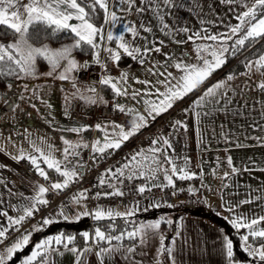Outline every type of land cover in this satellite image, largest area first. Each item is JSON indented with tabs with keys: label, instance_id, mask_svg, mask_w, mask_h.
Here are the masks:
<instances>
[{
	"label": "snow or ice",
	"instance_id": "1",
	"mask_svg": "<svg viewBox=\"0 0 264 264\" xmlns=\"http://www.w3.org/2000/svg\"><path fill=\"white\" fill-rule=\"evenodd\" d=\"M226 2H239L246 10L236 15L235 19L238 23L234 26L229 25L228 31L210 34L207 28H201L198 31H191L187 27L174 29L166 22V16L170 14V10L184 6L183 3H177V0H139V4L137 0H0V27L3 28V31H0V36L11 35L12 37L6 43L0 41V76H15L18 79L36 78L38 59H43L50 69L45 75L53 76L62 81L71 80L73 87L76 88V92L72 94L73 98L78 97L86 103L96 104L98 100L103 102V96L95 85H87L85 91L82 92L76 86L75 77L71 75L80 68L88 67L89 64V61L79 64L72 55L73 51H90L91 61L101 68L102 74L98 81L99 85L110 89L114 97H129L136 104L142 102L140 108L126 107L118 102L114 104L113 110L124 113L131 118V125L127 128L112 121L95 125L97 131L103 132V138L93 141L91 144L92 152L103 156L108 149L118 150L121 148L124 142L138 134L143 128L148 127L157 116L171 109L177 100L183 99L189 93L197 90L215 70L227 62L228 56H235L240 53L245 49L246 43L250 47L264 38V0H254L251 7H248V0H226ZM196 6H199L198 0H196ZM133 9L138 16L151 12L159 22L158 31L177 44L185 43L184 40L175 39V36L180 32L188 34L187 40L194 44L197 40L211 41L212 43L196 44V64L185 63L183 59L177 60L175 56L164 54L168 63L155 62L146 70L150 75L156 76L157 80L153 82L133 77L132 80L143 87L141 89L132 88L129 83V73L122 71L119 77L112 76L109 73L108 61L118 65L122 57L127 56L144 65L153 53H161L162 48L166 46L164 40H150L147 36H141V31L149 35L153 33V27L150 24H145L143 20L140 21L139 25L131 21L124 23L122 32L117 35L113 34L111 29L123 20V16L118 15V12L131 14ZM101 11L103 12V24L97 25L95 20ZM204 23L201 20V24ZM106 25L109 30L105 33ZM41 29L45 30V35L49 32L51 35L68 33L72 38V43L59 49H51L47 45L37 47L33 40L39 38ZM125 33L131 34L132 39H126ZM137 38L143 43L137 45L135 43ZM112 42L115 44L114 48L105 46ZM243 63L246 71L241 75L250 77L253 70L258 72L261 81L256 87L264 91V54H259L255 59H245ZM169 67H175L180 74L174 75L168 72ZM159 77H163V79H159ZM233 79L235 76L229 74L225 81H218L206 88L203 94L193 101L192 110L203 109L207 103L218 104L220 99L224 98V94L220 90L225 89L227 82ZM25 87L27 88V85ZM153 89L155 90L153 91ZM65 99L67 102L68 98ZM225 103H229V101L225 100ZM187 111L186 109L185 112L187 113ZM68 114L66 110L65 115ZM202 114L206 115L207 113L195 111L197 124H199ZM177 125L187 130L181 121H176L173 127ZM109 127H111V131L108 130ZM86 130L85 126L67 129V131L77 134ZM221 134L224 135L223 132ZM198 138L202 144L203 137L199 136V132ZM62 139L65 145L62 153L63 160L55 158L53 147L50 144H45L43 147L33 145L30 153L20 150L18 155L12 157L17 162L27 159L36 174L43 180L49 181V184L47 186L34 184L35 194L33 196H25L23 193H13L10 189L8 190L10 196L18 195L23 202L12 205L13 209L18 212L17 217L8 216L7 212L0 211V216L7 217V226L0 225V244L8 239L11 231H20L24 223L32 219L41 206L49 205V200L46 199L49 191L59 194L82 178L84 164L81 162L71 164L68 157L79 155L76 149L88 147V144L86 142L72 143L63 137ZM256 139L264 146V137ZM236 146L244 147L242 143H238ZM171 148L172 144L163 135L152 139L148 149H141L127 157V162L116 168L115 171L109 168L101 173L98 180L99 185L101 187L107 185L112 191L98 192L93 198L99 199L101 196L123 197L126 193L116 184L110 182L113 179L120 184H123L124 180L130 182L136 178L155 180L157 173L160 172L164 174L168 186L173 183L172 176H178L181 180L192 179L193 174L186 170L189 160H184V167H178L174 159L168 154L167 150ZM41 164L58 173L62 180L50 181L48 172ZM227 164L233 173L237 172L231 156L227 157ZM165 165H169L170 168L165 167ZM169 171L171 176L168 174ZM224 176L227 177L228 173H225ZM0 183H4V181L0 180ZM155 186L160 187V185ZM224 187L227 185L225 184ZM87 191L83 190L73 194L70 202L80 205L82 200L89 198ZM145 191H151V188L143 185L135 188L137 194L142 195ZM250 202V200H244L240 204ZM159 206L158 203L153 205V207ZM65 208L66 205L62 206L55 215L67 219ZM227 210L231 212L234 211V208L229 207ZM134 214L135 209L120 213L111 208L104 209L98 206L92 212L85 208L82 213L76 215V218L79 219L81 215H91L93 219L100 221L106 218L114 220L117 217H131ZM53 222L51 217L43 218L39 224L33 225L31 230H25L10 246L4 248L3 253H0V264H8L15 253L29 245L34 232L42 230V226L50 225ZM162 222L172 224L171 220L164 221L163 219L155 222H141L133 230L121 231L118 235L111 234L115 231L113 225H109V232L107 233L100 228L95 230L94 235L84 232L82 234L85 242L83 249L76 246V237L73 235L61 233L48 236L34 244L30 255L22 261V264H56L54 257L63 256L64 252H71L75 256V264H87L86 257L93 252L99 264H106V260H111L115 254L121 255L126 261H131L132 264H142V261L134 259L137 255V248L146 245L154 236L159 237L155 264H161V257L165 254L172 261V264H176L174 248L167 246L165 244L166 237L159 234ZM262 222H264V216L249 219L241 215L230 218L231 226L237 232L241 229L247 230V234L240 237L243 250L248 253L249 257L264 264V244L254 246L249 242L250 237L253 241L264 239V228L258 227ZM125 240L138 241V243L125 245L123 243ZM223 251L227 264H235L233 243L227 236L224 237ZM139 254L147 255V252Z\"/></svg>",
	"mask_w": 264,
	"mask_h": 264
},
{
	"label": "crops",
	"instance_id": "2",
	"mask_svg": "<svg viewBox=\"0 0 264 264\" xmlns=\"http://www.w3.org/2000/svg\"><path fill=\"white\" fill-rule=\"evenodd\" d=\"M106 31L107 28H105V33ZM230 64L228 62L225 66ZM130 65L141 66L135 61L127 66ZM108 66L111 73L110 66H113V63L108 62ZM81 70L89 72L90 82L80 79ZM245 71L246 69L241 73ZM77 72L79 80L83 82L82 92L90 84H94L97 88L96 83L102 74L100 66L89 63L88 67L85 69L80 68ZM112 73L114 72L112 71ZM234 76L233 81L237 80L236 83H227L226 88L220 90L224 94V98L220 99L218 104L207 103L203 109L195 110L207 113L201 115L199 124H197L192 106H190L187 113L182 106L181 109L185 114V118L171 123L167 133H157L155 136L156 138L163 135L170 141L172 148L167 151L178 167H184V160H189L186 170L193 174V178L187 179L189 181L187 187L183 189L172 188L169 194L161 195L160 200L154 199L149 192L145 191L136 201L123 205L117 204L111 208L120 213L135 209V214L129 218L137 215L139 221L136 225L141 222H155L164 218L168 220L176 219L177 228L170 243V247L174 248L176 264H227L223 251V241L225 236L228 237L226 224L230 223V218L241 215L249 219L264 216V146L256 139L264 137V91L259 90L256 87L257 83H253L248 79L260 77V74L255 70L251 73L253 77L241 74ZM145 80L156 81L152 77ZM99 88L103 96L102 86L100 85ZM224 99H227L229 103H225ZM81 101L85 102L83 99ZM104 101L109 102L112 109H114V104L117 102L126 107H132L134 104L131 99L114 97V95L110 99H104ZM137 106L138 108L142 107L141 104ZM155 120L151 121L150 125ZM99 121H112L124 125L126 128L132 122L128 115L115 110H113V118ZM176 121H181L187 130L178 125L173 127ZM85 122L88 127L84 134L87 135L90 143L88 146L91 147L92 138L95 139L103 132L95 129L98 121L93 126L86 119ZM198 132L199 136L203 137L202 144L198 138ZM222 132L224 135L221 134ZM170 133L171 135H169ZM238 143H242L244 147H237ZM228 156L232 157L233 166L237 169L236 173H233L227 164ZM12 157L8 150H2L0 147V162L2 163L0 180L4 181V183H0V211L7 212L8 216L17 217L18 212L13 209L12 205H18L23 201L18 195L10 196L8 190L10 189L13 193H23L25 196H33L35 194L33 185L39 183L27 167L21 165L20 161L17 162ZM41 166L45 170L47 169L46 165L41 164ZM165 167L170 168L169 165H165ZM225 173H228L227 177L224 176ZM168 174L171 176L170 171ZM197 178L200 182L195 185L193 179ZM59 180H62V177L54 178L50 176V181ZM155 180L159 184L167 183L162 172L157 173ZM179 180L178 176H172V184H176ZM144 181V186H149L151 181L154 180L145 178ZM225 184L227 187H224ZM46 199L50 200L48 194ZM244 200H250L251 202L240 204ZM157 203L160 206L153 207ZM71 205L73 209V205L76 204L71 203ZM229 207H233L234 211H228ZM76 208L85 210V201L82 200L80 205H76ZM71 215L72 213L69 217ZM73 219L76 218L72 217L70 220ZM0 225L7 226V217L0 216ZM258 227L264 228V222ZM235 231L237 232L236 229ZM159 234H161L160 229ZM237 234L241 237V235L247 234V230L241 229ZM15 239L13 238L5 246ZM249 242L254 246L264 244L262 240L257 243L254 242L251 237ZM133 243H138V241ZM130 244L132 243H126L125 245ZM77 247L83 249L85 245ZM158 247L159 237L154 236L146 245L137 248V255L134 259L142 261V264H155L156 249ZM61 251L64 250L61 249ZM143 252H147V255L139 254ZM26 257H23L16 264H22ZM54 259L56 264H75V256L71 252H64L63 256H55ZM86 259L87 264H99L94 252L88 254ZM106 264H132V262L126 261L119 254H115L111 260H106ZM170 264H172L171 260Z\"/></svg>",
	"mask_w": 264,
	"mask_h": 264
},
{
	"label": "rangeland",
	"instance_id": "3",
	"mask_svg": "<svg viewBox=\"0 0 264 264\" xmlns=\"http://www.w3.org/2000/svg\"><path fill=\"white\" fill-rule=\"evenodd\" d=\"M137 3L139 4V0H137ZM177 3H183L184 6L170 10V14L166 16V22L169 23L170 26L174 29L177 27H187L191 31H198L201 28H207L210 34L228 31L229 25L234 26L238 23L235 19L236 15L246 10L239 2L228 3L226 0H198V7L196 6V0H177ZM252 3H254V0H248V7H251ZM118 15L123 16V20L111 29L114 35L122 32L124 23L131 21L139 25L140 21L143 20L145 24H150L153 27V33L149 35L148 33L141 31V36H147L150 40H164L166 45L162 48L161 53H153L148 59V62L144 65L118 67L117 64H113V66H110L114 73H112V71L109 73L114 77H119L122 71L129 73V83L132 88L135 89H141V84L135 83L132 80L133 77L139 80H145L152 77V79L157 80L156 76L150 75L146 70L155 62H159L160 64L168 63L164 54H167L168 56H175L177 60L183 59L185 63L196 64V44L212 43L211 41L197 40L194 44L193 42L187 40L188 34L183 32L177 34L175 39L184 40L185 43L177 44L173 42L171 39L163 36L158 31L159 22L155 19L151 12H146L138 16L133 9L131 14L118 12ZM201 20L205 22L203 25L201 24ZM105 28H107V31L109 30L107 25ZM125 38L131 40V34L125 33ZM71 43L72 41L53 44L46 41L35 45L37 47L47 45L51 49H59L62 46L70 45ZM135 43L140 45L143 41L137 38ZM106 46L114 48L115 44L114 42L107 43ZM262 54H264V52ZM72 55L79 64H84L85 61L93 63L91 61V56L87 58H79L74 54V52ZM233 61L230 63L232 64ZM135 63L138 62L135 61ZM93 64L97 65L95 63ZM228 67L229 65H223L219 69L215 70L203 85L192 93L186 95L183 99L177 100L173 106L183 103V108L188 110L190 106L193 105V101L201 96L206 88L212 86L218 81L226 80V77L231 74L230 72L223 76H219V74ZM49 71L50 69L47 62L43 59H38L36 78H17L6 86H0V147L2 150H8V153L11 156L18 155L20 150H23L25 153H30L33 145L43 147L45 144H50L53 147V155L55 158L63 160L64 156L62 153L65 145L62 137L72 143L86 142L90 145L88 137L84 134V131L80 134L67 131V129L80 126H85L86 128L88 127L84 117L69 114L67 116L65 115V111L68 110V104L71 100H82L78 97L73 98L72 94L76 92V88L73 87V82L71 80L62 81L54 78L53 76L45 75ZM167 71L173 73L174 75L180 74L175 67H169ZM77 73L78 72L76 71L71 75L75 77L77 88L82 91L83 82L79 80ZM159 79H163V77H159ZM248 79L249 81L258 84L261 81V76ZM235 81L237 80H232L227 83L235 84ZM25 85H27V88ZM161 91H163V88H161ZM66 97L68 98L67 102L65 99ZM126 98L130 99L129 97ZM225 100L227 99H224V101ZM132 102L134 103L132 106H134L136 102ZM137 105L140 106V104H136L135 107L137 108ZM170 110L171 109L168 111ZM103 122L105 121H98L97 123ZM108 130L111 131V127H109ZM102 138L103 133L101 135L99 134L95 139ZM95 139L92 138L93 141ZM80 148H77L76 151ZM0 167H2L1 162ZM72 210V215L68 217L70 219L72 217L76 218V215L81 213L83 208L77 209L76 205H73ZM10 245L11 243L7 246ZM5 247L6 246L0 248V253L4 252Z\"/></svg>",
	"mask_w": 264,
	"mask_h": 264
},
{
	"label": "built area",
	"instance_id": "4",
	"mask_svg": "<svg viewBox=\"0 0 264 264\" xmlns=\"http://www.w3.org/2000/svg\"><path fill=\"white\" fill-rule=\"evenodd\" d=\"M80 79L85 82H90V74L86 70H81ZM97 90L100 92L99 83L97 82ZM101 94V92H100ZM183 103L176 105L170 111L160 115L154 121L153 124L148 126L147 128L140 131L137 135H135L129 142L122 145L118 150L108 149L103 156L100 154H93L92 148L90 146L84 147L77 151L79 155L77 156H69L68 160L71 164H76L77 162H81L84 164L83 176L77 182L72 183L67 189L63 192L57 194L52 191H49L47 194L50 196L49 205L44 207L41 206L40 210L34 214L32 219L27 220L23 227L20 228V231H11L8 239L4 241V243L0 244V248L4 247L9 241H11L14 237L21 235L25 230H31L32 226L41 222L43 218L51 217L53 219V223H57L60 221L67 220L64 217L56 216L55 214L60 210V208L66 205L65 208V216L68 218L72 213V205L70 202V198L73 194L88 190L87 195L88 199L84 200L86 204V209L89 212L94 211L98 206L104 209L112 208L114 205L120 204H129L133 201L139 199L142 195L137 194L135 192V188L137 186H144L145 178H136L132 181L124 180L123 184H120L117 180L113 179L110 181L111 183L116 184L117 187L121 188L126 194L123 197L111 196V197H103L99 199L93 198L98 192H109L112 189L108 188L107 185L101 187L98 183L99 177L101 173H103L106 169L111 168L113 171L116 168H119L123 163L127 162V157L132 154L139 152L141 149L145 147H150L151 140L155 139L157 133L165 134L169 129V125L173 123L175 120L185 118V114L182 111L181 107ZM67 112L69 115L81 116L84 117L90 125H94L95 122L99 120L111 119L113 118V109L109 102H101L98 100L96 104L85 103L81 100H71L68 104ZM95 161V162H94ZM21 165H24L29 169L33 177L40 185L47 186L49 181L43 180L40 176L36 174V171L33 169L32 165L28 160L24 159L20 161ZM200 180L193 179V183L198 185ZM189 181L179 180L176 184H172L168 186L166 184H159L156 180L151 181L148 188H151V191H147L151 194V196L160 200L159 197L161 195H167L171 192L172 188L183 189L187 187ZM155 185H160L157 187ZM92 216L89 215L88 219L91 220ZM52 223V224H53ZM90 235H94V230L90 228L87 231Z\"/></svg>",
	"mask_w": 264,
	"mask_h": 264
},
{
	"label": "trees",
	"instance_id": "5",
	"mask_svg": "<svg viewBox=\"0 0 264 264\" xmlns=\"http://www.w3.org/2000/svg\"><path fill=\"white\" fill-rule=\"evenodd\" d=\"M95 23L97 25H100L103 23V12L101 11L99 15L97 16ZM0 31H3V28L0 27ZM11 35H5L0 36V41L7 42L8 40H11ZM51 42L53 44L63 43L67 41H72V38L70 34L68 33H60L58 35H51L49 34L45 35V30L41 29L39 38L34 39V44H40L43 42ZM74 54L79 58H87L91 56L90 51H80L75 50L73 51ZM264 52V38H261L257 43L251 45L250 47L247 45L245 46V49L242 50L240 53L236 54L235 56H228L227 62L233 61L232 64L229 65L228 68H225L222 72H220L219 76H223L227 73H231L233 75L240 74L243 72L245 66L243 61L245 59H253L256 58L259 54H262ZM133 60L127 56L122 57L120 60L118 67H124L129 64H131ZM225 63V64H226ZM224 64V65H225ZM220 71V70H219ZM16 79L15 76H9V77H2L0 76V86H6L8 83H10L12 80ZM103 97L104 99H110L113 96V93L110 89L102 87ZM49 176H53L54 178H59L58 173H56L54 170L46 169ZM164 221H167V218L163 219ZM139 221V218L137 215L133 218L125 217L120 218L117 217L114 220L112 219H103L100 221H97L91 218V220L88 219V216L81 215L79 219H73V220H64L57 223H53L47 226H42V230L36 231L32 234L30 243L27 247H25L23 250L15 253L13 255L12 260L8 262V264H16L19 262L23 257L28 256L35 243L39 242L40 240L48 237V236H54L58 234H65V235H73L76 237L75 244L77 246H83L85 245L84 239L82 234L84 232H87L92 228L94 231L97 228H100L102 231H105L106 233L109 232V225H113L115 228V231L112 232V235H118L121 231H131L136 226L137 222ZM172 224L169 225L167 223L161 224V235H164L166 237L165 244L167 246H170L171 239L174 235V232L177 228V220L172 219ZM38 222L37 224H39ZM226 231L228 233V238L233 243V260L235 261V264H261L256 259H253L248 256V253L243 250V245L241 243L240 236L237 234L235 229L231 226L230 223L226 224ZM20 236V235H18ZM18 236L14 237L17 238ZM264 241V239H257L254 242ZM124 244L126 243H133V241L125 240L123 241ZM162 264H170V259L168 258L167 254L161 257Z\"/></svg>",
	"mask_w": 264,
	"mask_h": 264
}]
</instances>
